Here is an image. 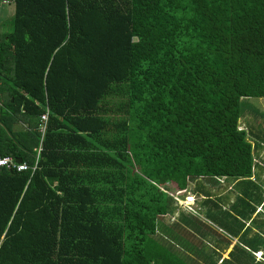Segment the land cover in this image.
I'll return each mask as SVG.
<instances>
[{
  "label": "trees",
  "instance_id": "1",
  "mask_svg": "<svg viewBox=\"0 0 264 264\" xmlns=\"http://www.w3.org/2000/svg\"><path fill=\"white\" fill-rule=\"evenodd\" d=\"M9 3L0 156L37 166L0 168V264H191L169 238L183 226L202 264H264L262 143L239 125L264 98V0ZM217 230L237 236L232 259Z\"/></svg>",
  "mask_w": 264,
  "mask_h": 264
},
{
  "label": "rangeland",
  "instance_id": "2",
  "mask_svg": "<svg viewBox=\"0 0 264 264\" xmlns=\"http://www.w3.org/2000/svg\"><path fill=\"white\" fill-rule=\"evenodd\" d=\"M13 13H14V3H3L2 0H0V35L11 30ZM242 109L244 110V112L239 120L240 128H244L247 130L248 139L251 142V145H254L257 141L262 143L259 148H256L255 146L253 148V157L255 159L253 177L255 178L257 183H259L264 189V142H262V140H264V116L260 115L262 112H264V98H247L245 99V101L242 102ZM254 111L257 112V115H255ZM257 134L260 136L261 140L259 138L257 139L256 136ZM233 182L234 181L231 179L228 180L222 179L221 181H219V183L223 186V189L227 190L225 192L226 194L229 193V189L233 184ZM219 190L221 191L222 189ZM223 192L224 191L222 190L221 193ZM229 198L230 200L233 199V194H230ZM200 201L201 198L199 201H197V203L195 200L194 203L190 205L191 206L190 209L193 210L195 209L197 211V209L200 207ZM179 203L180 205L185 206V203L183 201H179ZM179 203H177L178 206L176 207L174 213L168 214L166 217H164L165 221H167L168 223H172V221L179 220V216L181 215L180 213L181 206L179 205ZM201 218L205 220L204 217ZM168 228H169V224H168ZM174 232L177 234L179 233V235H181L182 238H176V240H174V238L169 234V238L172 240L171 247L173 248V250L176 253L183 255L184 259L188 260V262L191 264H202L203 263V260L201 259L202 256L199 254V252H196L198 247L202 246L201 244L202 239L196 236L197 233H194L193 231L192 232L189 231L186 226L182 227V231L176 229L175 231H173V234ZM215 234L217 235L214 236L220 240V242L218 243L219 244L218 246L219 248L217 251L218 256H220L221 254L222 259L223 258L232 259L231 253L234 252V244H231L232 243L231 240L235 238H229V237L226 238L227 235H225V233L221 232L220 230L215 231ZM221 238H223V240L224 239L227 240L228 244L225 245V241L222 242ZM214 240H215L214 238L210 237L208 241L205 242L206 243L205 247L207 248L208 246L209 247L217 246ZM165 241L166 240L163 238L164 243ZM207 243L211 245H208ZM176 244L177 246H175ZM221 258H219L218 262L221 261ZM255 259L258 261L264 259V249L255 254Z\"/></svg>",
  "mask_w": 264,
  "mask_h": 264
},
{
  "label": "built area",
  "instance_id": "3",
  "mask_svg": "<svg viewBox=\"0 0 264 264\" xmlns=\"http://www.w3.org/2000/svg\"><path fill=\"white\" fill-rule=\"evenodd\" d=\"M13 0H2L3 3H9ZM42 122H46L47 120V114L41 115ZM41 129L43 130L44 127L41 126ZM37 166V161H34L32 165L28 164L27 162L21 161L17 162L14 157L11 156H0V168H6V169H15L16 171H24L30 169L33 171ZM196 200L195 195L192 193H188L185 195L184 199L182 200L185 203V206H190L194 203Z\"/></svg>",
  "mask_w": 264,
  "mask_h": 264
},
{
  "label": "crops",
  "instance_id": "4",
  "mask_svg": "<svg viewBox=\"0 0 264 264\" xmlns=\"http://www.w3.org/2000/svg\"><path fill=\"white\" fill-rule=\"evenodd\" d=\"M25 125V124H24ZM24 125H22L21 127H25ZM16 159V158H15ZM264 201V200H263ZM201 207H199V209H200ZM258 209H260V211L262 212L263 211V209H264V206H262V203L261 204H259V206L257 205V207H256V210H255V212H254V214L252 215V217H254L255 219H256V221H255V224H253V230H255V229H257L258 228V226L257 225H259V223H256L257 221H259V217H258V214L260 213V211L258 212ZM254 219V220H255ZM249 223H247V225H248ZM252 224V223H251ZM227 237H229V238H235V239H233V240H231V244H234L235 242H236V240L238 239L237 238V236H227ZM237 238V239H236ZM209 245V244H208ZM260 251V250H259ZM258 251V252H259Z\"/></svg>",
  "mask_w": 264,
  "mask_h": 264
},
{
  "label": "water",
  "instance_id": "5",
  "mask_svg": "<svg viewBox=\"0 0 264 264\" xmlns=\"http://www.w3.org/2000/svg\"><path fill=\"white\" fill-rule=\"evenodd\" d=\"M16 161H17V162H21L22 159H21V158H16Z\"/></svg>",
  "mask_w": 264,
  "mask_h": 264
}]
</instances>
